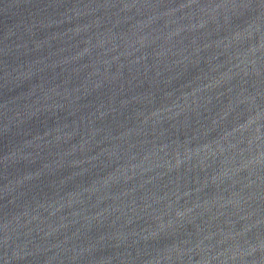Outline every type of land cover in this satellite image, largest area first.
<instances>
[{
  "label": "water",
  "instance_id": "obj_1",
  "mask_svg": "<svg viewBox=\"0 0 264 264\" xmlns=\"http://www.w3.org/2000/svg\"><path fill=\"white\" fill-rule=\"evenodd\" d=\"M264 201V0H0V264H186Z\"/></svg>",
  "mask_w": 264,
  "mask_h": 264
}]
</instances>
